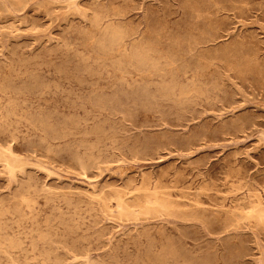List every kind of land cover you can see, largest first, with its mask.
Wrapping results in <instances>:
<instances>
[{
    "label": "rangeland",
    "instance_id": "obj_1",
    "mask_svg": "<svg viewBox=\"0 0 264 264\" xmlns=\"http://www.w3.org/2000/svg\"><path fill=\"white\" fill-rule=\"evenodd\" d=\"M0 264H264V0H0Z\"/></svg>",
    "mask_w": 264,
    "mask_h": 264
}]
</instances>
